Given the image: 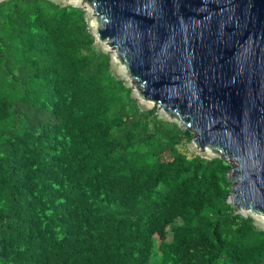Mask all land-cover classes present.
Masks as SVG:
<instances>
[{
    "label": "trees",
    "instance_id": "16d2710c",
    "mask_svg": "<svg viewBox=\"0 0 264 264\" xmlns=\"http://www.w3.org/2000/svg\"><path fill=\"white\" fill-rule=\"evenodd\" d=\"M181 126L139 104L84 8L0 0V264H264L231 163Z\"/></svg>",
    "mask_w": 264,
    "mask_h": 264
},
{
    "label": "water",
    "instance_id": "95a60500",
    "mask_svg": "<svg viewBox=\"0 0 264 264\" xmlns=\"http://www.w3.org/2000/svg\"><path fill=\"white\" fill-rule=\"evenodd\" d=\"M85 1L142 97L233 162L237 212L264 216V0Z\"/></svg>",
    "mask_w": 264,
    "mask_h": 264
},
{
    "label": "rangeland",
    "instance_id": "374dc122",
    "mask_svg": "<svg viewBox=\"0 0 264 264\" xmlns=\"http://www.w3.org/2000/svg\"><path fill=\"white\" fill-rule=\"evenodd\" d=\"M56 1H59L63 5L72 4V5H76V6H81L82 8L85 9V11L87 13V19H88L90 31L95 36L97 44L100 45L102 50H105V51H108L111 53V55H112V68H113L114 72L119 77L123 78L128 86L132 87L133 96L136 98V100L139 102V104L145 109L155 108L158 115H160V116H162L168 120H174L175 121L176 118L171 117L170 113L166 112L163 109V107H161L160 105H158L154 102L147 101L142 97L141 92L139 91L137 85L132 80L131 76L129 75L127 67L120 61L115 50L113 48H111L107 43L101 42L100 39H98L97 28H98L99 23H98L97 16L93 13L92 6L85 0H56ZM181 127H183V126H181ZM183 128L185 129V127H183ZM192 132H193V135L195 138V132L194 131H192ZM189 148L192 152L194 151V152L202 154L203 156L208 157V158L219 156L218 153L214 152L209 147H207L205 149H200L199 147H197V145L195 144L194 141L189 143ZM227 160L231 163V165H232L231 168L235 167L231 160H229V159H227ZM241 213L244 215L253 216L256 220L257 225L264 229V216H262L258 213H255L251 210H242ZM170 239H171V234H169V236H168V240H170Z\"/></svg>",
    "mask_w": 264,
    "mask_h": 264
},
{
    "label": "clouds",
    "instance_id": "9594fccd",
    "mask_svg": "<svg viewBox=\"0 0 264 264\" xmlns=\"http://www.w3.org/2000/svg\"><path fill=\"white\" fill-rule=\"evenodd\" d=\"M97 43V42H96ZM178 121V120H177ZM180 122V121H179Z\"/></svg>",
    "mask_w": 264,
    "mask_h": 264
}]
</instances>
